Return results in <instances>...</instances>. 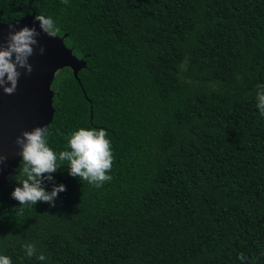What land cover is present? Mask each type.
Instances as JSON below:
<instances>
[{
	"label": "trees",
	"instance_id": "obj_1",
	"mask_svg": "<svg viewBox=\"0 0 264 264\" xmlns=\"http://www.w3.org/2000/svg\"><path fill=\"white\" fill-rule=\"evenodd\" d=\"M51 17L85 67L51 84L48 144L103 128L111 181L68 174L54 206L0 188L12 264H264V0H0V23ZM33 243L46 260L25 255ZM245 259H239L240 254Z\"/></svg>",
	"mask_w": 264,
	"mask_h": 264
},
{
	"label": "clouds",
	"instance_id": "obj_2",
	"mask_svg": "<svg viewBox=\"0 0 264 264\" xmlns=\"http://www.w3.org/2000/svg\"><path fill=\"white\" fill-rule=\"evenodd\" d=\"M65 4L68 0H63ZM39 21L40 29L50 37H58L60 32L56 22L51 17L38 14L34 17ZM39 33L35 28L27 26L19 30L10 27L5 43L0 44V88L5 94L11 95L15 92L18 78L21 75L19 69H24L26 74L32 72V66L28 58L33 55V45L37 44L35 39ZM43 54L44 49H39ZM256 107L264 117V85H258L256 93ZM49 128L35 127L31 131H23L15 140L19 147L18 155L22 164L20 174L23 179L17 181L20 186L11 192V198L19 202L20 214L26 205H36L37 202H46L54 206L58 193L65 191V186L53 185L52 190L46 191L42 186L45 180L52 182V173L61 168L67 162L68 174L72 177L86 181L96 188L103 186L105 182L111 181L109 174L113 165V153L109 141L108 132L103 128H79L69 134L67 148L58 154L49 147ZM5 157L0 156V161ZM25 255L29 258L35 256L43 262L47 258L43 253H38L35 244L23 245ZM240 260L245 257L241 253ZM0 264H12L11 258L0 254Z\"/></svg>",
	"mask_w": 264,
	"mask_h": 264
},
{
	"label": "water",
	"instance_id": "obj_3",
	"mask_svg": "<svg viewBox=\"0 0 264 264\" xmlns=\"http://www.w3.org/2000/svg\"><path fill=\"white\" fill-rule=\"evenodd\" d=\"M34 13L9 23H0V44L5 43L10 27L19 30L22 27L35 28L39 33L35 37L33 55L28 58L32 72L26 74L19 69L17 87L8 95L0 88V188L4 180L17 168L21 157L15 140L23 131H31L35 127L49 126L54 115L52 107L54 93L51 84L56 72L69 68L73 76L85 67L82 59H77L68 49L63 37H50L34 19ZM43 48V54L39 49Z\"/></svg>",
	"mask_w": 264,
	"mask_h": 264
}]
</instances>
